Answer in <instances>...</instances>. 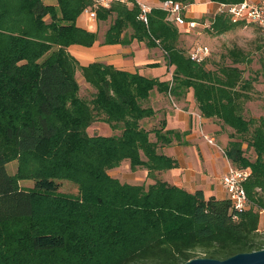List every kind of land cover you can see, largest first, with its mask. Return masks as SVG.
I'll return each mask as SVG.
<instances>
[{"label":"trees","instance_id":"obj_1","mask_svg":"<svg viewBox=\"0 0 264 264\" xmlns=\"http://www.w3.org/2000/svg\"><path fill=\"white\" fill-rule=\"evenodd\" d=\"M158 1L146 24L135 0L96 8V18H113L103 44L159 47L173 68L168 81L99 61L79 64L67 48L97 41V31L76 24L92 0H0V264H183L264 248V118L243 115L251 79L235 64L244 56L230 51L231 64L214 68L192 61L182 30ZM238 25L218 13L209 27L221 34ZM78 70L95 89L89 99L79 95ZM153 89L177 100L191 91L200 115L218 131L228 129L225 156L250 171L248 208L157 178L156 171L175 166L158 149L177 135L164 122L143 124L154 115L144 105ZM95 121L119 133L89 134ZM250 150L253 160L245 154ZM11 160L14 173L6 167ZM123 160L131 170L144 167L152 182L111 176ZM25 179L34 186H20ZM59 180L75 183L78 193L58 192Z\"/></svg>","mask_w":264,"mask_h":264},{"label":"crops","instance_id":"obj_2","mask_svg":"<svg viewBox=\"0 0 264 264\" xmlns=\"http://www.w3.org/2000/svg\"><path fill=\"white\" fill-rule=\"evenodd\" d=\"M42 1L46 4H55L56 2V0ZM139 1L151 7L159 4L158 0ZM249 1L264 5V0ZM217 6L218 3L210 0H193L183 10L182 15L186 22L195 21L199 24L202 21H209L211 23L216 14ZM47 18L48 16L45 17V19ZM76 24L88 30L97 31L94 29L96 23L88 19L83 13L77 17ZM182 27L188 32L193 29L189 28L187 23ZM104 32H98V39L92 46L85 47L72 44L67 48L68 52L77 59L80 65L99 61L111 64L117 69L129 72L138 71L146 77H158L160 80L166 81L171 79L173 68L166 65L159 47H147L144 42L137 40H133L127 45L103 44ZM144 105L154 111L153 116L143 120L144 125L149 123V126H152L156 119L158 122H164V129L172 130L177 135V138L173 139L170 144L158 149L160 153L172 158L175 166L156 171L157 178L188 192L201 189L205 198L211 196L227 198V192L221 185V178L227 172L230 164L223 149L225 140L218 133V127L213 120L200 115L192 92L190 91L185 98L177 100L168 93L153 89ZM100 123L106 125L104 122ZM123 163H127L129 167L128 160H123L119 166L113 169L119 171ZM139 168L134 173L140 171ZM142 169L143 182L149 178L147 177V170L144 167ZM113 177L120 180L118 176Z\"/></svg>","mask_w":264,"mask_h":264},{"label":"rangeland","instance_id":"obj_3","mask_svg":"<svg viewBox=\"0 0 264 264\" xmlns=\"http://www.w3.org/2000/svg\"><path fill=\"white\" fill-rule=\"evenodd\" d=\"M50 1V0H46ZM113 19V18H112ZM111 18L107 20H94L96 23L94 29H97L99 33H103L105 28L112 21ZM209 21H202L196 25L190 32L185 31L182 26L178 25L179 28L182 30V46L185 49V52L188 51L196 44H204L207 45L210 49V54L206 57L207 67L214 68L216 63H227L231 64V60L229 58V52H238L240 53L241 59L240 62H237L235 66L242 69V76L243 78L251 79V84L247 87L245 92H247L250 99L245 102V107L243 110V115L248 117H263L264 118V33L258 30L257 27L251 24H243L238 25L235 28L228 30L221 34H216L212 31L211 27H209ZM162 52V51H160ZM204 60V61H205ZM256 71L259 74H256ZM257 77L255 78V76ZM76 80L79 84V95L84 98H91L94 88L89 85L82 77L80 71L75 72ZM171 80V79H170ZM173 97V96H171ZM174 99V98H173ZM155 123L152 126H158L159 122L155 119ZM99 121H95L92 123L88 128L87 131L89 134H108L112 135L114 133H119V130H112L108 124L100 123ZM105 125V127H104ZM149 126V123L145 125ZM105 128V129H104ZM106 130V131H105ZM227 130L225 128L221 129L218 133L221 134L223 140H225V144L228 141ZM152 137V135H151ZM223 145V146H224ZM244 148H246V144H244ZM246 156L250 159H254V153L252 150L247 151ZM7 170L10 173H14L17 168V161L11 160L6 165ZM143 167H140V171L131 170L127 163H123L120 167L119 171H115L111 169L108 173L112 176H118L121 182H130L134 184H149L152 182L151 179H146L142 182L143 174ZM138 170V169H136ZM57 191L61 193L76 195L78 193L77 185L69 180H59ZM20 186L24 188H31L34 186V180L32 179H25L19 181ZM263 223H264V212L260 213V222L259 228L263 230Z\"/></svg>","mask_w":264,"mask_h":264},{"label":"built area","instance_id":"obj_4","mask_svg":"<svg viewBox=\"0 0 264 264\" xmlns=\"http://www.w3.org/2000/svg\"><path fill=\"white\" fill-rule=\"evenodd\" d=\"M128 2V0H92L91 6L86 7L83 10V14L92 21L96 19V8L104 7L108 8L113 2ZM139 6V19L145 24L148 20V13L151 10V6L135 0ZM187 5L174 0H164L161 2V7L168 13V19L175 22L178 25H184L187 23L189 28H195L198 25L195 21L186 22L183 17V10ZM222 13L229 17L233 22L242 24H251L264 33V5L259 3H253L249 0H242L238 3H218L216 14ZM210 54V49L207 45L196 44L189 51V58L196 62H203ZM211 141V140H209ZM250 171L248 168H234L229 164V168L224 176L221 178V185L227 192V197L230 199L235 209H246L250 206L249 198L244 188V182L247 180ZM261 212H264L261 211Z\"/></svg>","mask_w":264,"mask_h":264},{"label":"water","instance_id":"obj_5","mask_svg":"<svg viewBox=\"0 0 264 264\" xmlns=\"http://www.w3.org/2000/svg\"><path fill=\"white\" fill-rule=\"evenodd\" d=\"M183 264H264V248L250 252H240L225 259L196 257Z\"/></svg>","mask_w":264,"mask_h":264}]
</instances>
